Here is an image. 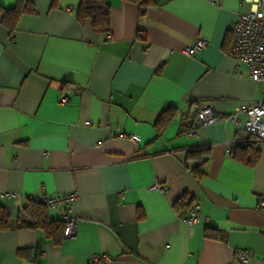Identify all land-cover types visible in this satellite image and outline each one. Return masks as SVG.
Wrapping results in <instances>:
<instances>
[{
    "label": "crops",
    "instance_id": "obj_1",
    "mask_svg": "<svg viewBox=\"0 0 264 264\" xmlns=\"http://www.w3.org/2000/svg\"><path fill=\"white\" fill-rule=\"evenodd\" d=\"M32 2L35 14L12 32L0 23V204L15 220L31 196L76 192V227L59 244L41 230H0V264H88L98 253L111 257L104 264H264V140L249 166L227 151L247 136L244 113L237 126L200 125L193 135L183 125L199 101L225 116L261 98V83L226 53L249 2L153 0L140 16L134 2L106 0L109 34L76 20L80 0ZM197 39L206 46L184 54ZM181 196L198 205L189 226L174 205Z\"/></svg>",
    "mask_w": 264,
    "mask_h": 264
},
{
    "label": "built area",
    "instance_id": "obj_2",
    "mask_svg": "<svg viewBox=\"0 0 264 264\" xmlns=\"http://www.w3.org/2000/svg\"><path fill=\"white\" fill-rule=\"evenodd\" d=\"M244 1L249 2V7L245 11H240L236 20L231 24L229 29L230 41L226 53L243 64L252 79L261 83L262 96L248 105L236 107L233 113L225 116L217 114L211 103L197 102L196 110L189 118L191 121L190 135L195 134L200 125L231 121L237 126L240 124L237 114L244 113L245 119L241 125L242 132L245 135H253L257 140H264V0ZM205 46V40L197 39L190 46L185 47L182 52L191 55ZM65 100L66 97L63 96L61 101L65 102ZM84 123L88 125L89 121ZM126 137L133 142L139 141L138 136L133 134ZM227 151L229 153V149ZM152 188L165 192L167 186L164 183H156ZM76 197V192L39 197L48 210L59 212L60 218L65 221L64 237L71 236L75 232L76 222L70 211V204ZM61 204H64L65 207L58 211ZM259 206H264V200L259 201ZM197 217L198 205L196 202H192L186 215L182 217V222L189 226L196 222ZM250 256L251 254L247 250H241L237 253V257L243 262L247 261ZM110 260L111 257L107 253L92 254L88 259V264H104Z\"/></svg>",
    "mask_w": 264,
    "mask_h": 264
},
{
    "label": "trees",
    "instance_id": "obj_3",
    "mask_svg": "<svg viewBox=\"0 0 264 264\" xmlns=\"http://www.w3.org/2000/svg\"><path fill=\"white\" fill-rule=\"evenodd\" d=\"M134 2L139 6V15L141 16L146 6L152 4L153 0H126ZM56 6V0H52L50 7ZM35 6L32 0H16L12 7L4 8L0 6V23L10 32L15 28L18 18L23 14H35ZM78 22L83 23L88 20L93 31L103 34L110 32V7L106 0H80L74 11ZM172 107H167L159 114L155 125L162 128L169 120V113ZM191 115L184 117V128L188 130L191 125L189 120ZM258 141L253 135H247L241 142L234 143L229 149L232 158L246 165L253 166L258 157ZM204 160L198 162L192 168V173L196 179H200L204 174ZM193 200L186 202L184 196L179 197L174 205L176 208L185 207L187 210ZM65 221L62 218L52 219L48 215V209L44 206L39 197H30L27 203L21 208L15 220L10 217L9 210L0 204V230L10 228H28L41 230L44 236L53 244H59L64 238ZM204 235L207 237H218V232L214 228H205ZM23 254L22 251L18 252Z\"/></svg>",
    "mask_w": 264,
    "mask_h": 264
}]
</instances>
